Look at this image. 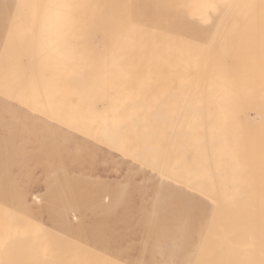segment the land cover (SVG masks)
Listing matches in <instances>:
<instances>
[{"label": "bare ground", "instance_id": "obj_1", "mask_svg": "<svg viewBox=\"0 0 264 264\" xmlns=\"http://www.w3.org/2000/svg\"><path fill=\"white\" fill-rule=\"evenodd\" d=\"M10 100L106 134L199 197L168 262L264 264V0H0V109ZM35 232L0 196V264L74 261L61 245L44 258Z\"/></svg>", "mask_w": 264, "mask_h": 264}, {"label": "rangeland", "instance_id": "obj_2", "mask_svg": "<svg viewBox=\"0 0 264 264\" xmlns=\"http://www.w3.org/2000/svg\"><path fill=\"white\" fill-rule=\"evenodd\" d=\"M8 106L0 109V196L36 231L44 258L61 245L73 251L66 264L92 252L120 264H159L172 260L174 235L193 236L199 197L160 183L109 146L106 134L53 128L42 113L14 100Z\"/></svg>", "mask_w": 264, "mask_h": 264}, {"label": "snow or ice", "instance_id": "obj_3", "mask_svg": "<svg viewBox=\"0 0 264 264\" xmlns=\"http://www.w3.org/2000/svg\"><path fill=\"white\" fill-rule=\"evenodd\" d=\"M57 7L63 9L66 14L71 15L73 10H75V9L87 8V7H91V6L90 5H82V4H74V3H66V4L57 5ZM159 264H181V262H178V261H172V262L161 261V262H159Z\"/></svg>", "mask_w": 264, "mask_h": 264}]
</instances>
